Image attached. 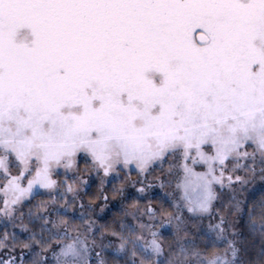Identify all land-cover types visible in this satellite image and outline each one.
I'll return each mask as SVG.
<instances>
[{"label":"snow or ice","instance_id":"6c2138e0","mask_svg":"<svg viewBox=\"0 0 264 264\" xmlns=\"http://www.w3.org/2000/svg\"><path fill=\"white\" fill-rule=\"evenodd\" d=\"M168 161L171 192L158 198L174 212L121 224L118 247L92 204L77 215L95 180L124 212L145 192L127 185ZM257 164L264 180V0H0V264H109V253L113 264H243L228 216L252 230L259 217L264 233V195L240 199L251 181L226 172L255 179ZM226 181V215L205 230ZM43 195L63 207L21 212ZM17 212L39 232L9 233ZM251 264H264V245Z\"/></svg>","mask_w":264,"mask_h":264},{"label":"rangeland","instance_id":"374dc122","mask_svg":"<svg viewBox=\"0 0 264 264\" xmlns=\"http://www.w3.org/2000/svg\"><path fill=\"white\" fill-rule=\"evenodd\" d=\"M170 164H171V161H168V162L163 163L162 166H158L155 169H153L151 174L148 175L147 180H144V175L141 174L140 179L144 181L143 184H136L135 186H133L131 183H129L127 185L128 191H131L132 193H136L137 189H139L140 187H145V192L140 193L138 195V198L135 199V200H139L141 203L129 204L130 201H132V199H129L128 201H126L123 204V209H124L123 217H122L123 224L130 223L133 225H138L139 221L137 220V217H141L143 220L148 221V219H149L148 214H147L148 211L149 210H156L157 215H159L160 209L162 206L166 210L167 214H171L174 212V208L168 207L167 204H163V201L158 198V197L164 196L165 193L171 192V189H169L167 187L161 188V186H160L161 180L163 179L164 176L167 175ZM79 167L82 170L86 168V165L83 162V160H81L79 162ZM259 170H260V165L257 164L256 165L255 179H253L252 178L253 174L251 172L246 173L244 171H239V172L233 173L231 171V166H229V171L226 172V176L229 174H232L234 176L235 175L247 176L249 178V180L251 181L250 184L247 186V188L244 190H240V186L237 185L238 195H239L240 199H242V200L247 199V197L251 196L257 189H259V187L262 184H264V180H261V178L259 176ZM133 174L134 175L130 174L128 176L129 180H135L137 178L136 173L133 172ZM90 175L94 177V173L84 172L81 179L82 180H88ZM61 178H63V177H61ZM93 183H96L99 187L98 192H97L99 197L97 198V200L90 201L86 198V196H84L83 201H81L80 199L76 200L74 208L77 210V215H79L80 211H82V209H80L81 203L92 204L95 207V213L90 214L91 219L95 220L97 223V226H99L100 221L103 220V218L110 212V210L114 209L113 203L116 202L117 200H119V197H117L114 193H111V191H108L107 187L109 186V184L101 185L99 180H95ZM116 183L119 184L120 182L117 181ZM90 187H91V185H90ZM90 187H88V189ZM216 187L218 190V195L221 197V199L224 202L223 203V209H221V206L217 201L213 202L215 207H213L211 209L212 215L209 216V215L205 214L204 219L202 220V222H200V223H202V226L205 230H207L209 228L210 224H216L222 216L226 215L227 207H228V198L230 197V195L232 193V189L227 187V181H226L225 188H224L223 192L219 191V186H216ZM80 190H81V192L84 191L83 185H81ZM42 191H44V190H42ZM69 195H71V194H69ZM44 196L46 197L45 202H47L48 205L54 204L55 207H63V204H60L58 202V200L53 201V199L50 196H48V195H44ZM104 197H107V200H105ZM140 197H142V198H140ZM168 199L169 200L172 199L171 195L168 196ZM17 207H20V206L17 205ZM101 208H103V210H101ZM72 210L73 209H69V212H71ZM21 212L23 213V208L21 209ZM21 212L16 213L18 218L15 222V226H12V225H9V226L12 228V230L14 232L24 233L25 229L23 227H21V222H22L20 219ZM101 217H102V219H101ZM86 219H88V217H86ZM3 220H4L3 214H2V212H0V230L3 228ZM228 220L236 225L235 231L239 232L240 231L239 216L236 214H233L231 216H228ZM78 223H79L78 221L75 222V224H78ZM75 224H74V227H75ZM74 227H73V234L75 235ZM233 231H234V229L232 227L228 228L230 238H232L231 233ZM166 234H168V233H165V235ZM107 236L109 237V240L112 241V244L114 247L119 246V241L117 239L113 238L111 235H107ZM236 239H237V243L239 246L240 237H237ZM163 246H164L165 252H167L168 248L164 244V238H163ZM96 251H100V249L97 248ZM222 252H223V248L220 247L214 253H208L207 255H208V257H211L212 255H214L216 253H222ZM47 255H48V258H51L50 252ZM41 258H44L43 253H41Z\"/></svg>","mask_w":264,"mask_h":264},{"label":"trees","instance_id":"16d2710c","mask_svg":"<svg viewBox=\"0 0 264 264\" xmlns=\"http://www.w3.org/2000/svg\"><path fill=\"white\" fill-rule=\"evenodd\" d=\"M131 175H134V174L131 173ZM98 189H99L98 185L96 183H92L91 187L87 190L89 195H87L86 198L90 201L97 200V198L99 197L97 193ZM107 189L108 191H111L110 184L107 187ZM61 192L62 193L64 192L63 188L61 189ZM111 193L113 192L111 191ZM261 195H264V184H262L259 187V189H257L251 196L247 197V199H249V202L251 203L252 199L259 200ZM45 200H46V197L43 195V196H39L36 199L32 200L31 204H25L23 206V214H27L29 210L31 209L32 213L35 215L37 213V208L35 207V205L39 204L41 201L45 202ZM58 202L60 204L64 203L63 200H58ZM131 203H141V202L139 200H132L130 201L129 204ZM40 210L43 211L44 209L42 208ZM122 217H123V212H119L118 208H114L110 210V212L103 218V220L100 221V224H99V226L107 225V230L105 232V235L112 236L113 231L119 230L121 224H123ZM255 222L257 225L256 230H252L247 226L248 225L247 216H245V220L243 223H241L240 218H239V227H240L239 232L242 233V236H240L239 247L241 248L240 258L243 264H251L252 261H255V259L258 257V254L261 250V246L264 245V233H261V231L259 230V224H260L259 217L256 218ZM22 223L27 226V229H31L36 232H39L38 225L39 223H41L40 221H37L36 224L33 225L29 223L27 219H24ZM7 231L9 233L14 232L10 226L7 228ZM4 232H5V228L3 226V228L0 230V239L3 238ZM15 233H17V235L21 236L22 238L26 237L28 234L26 230L24 233H21V232H15ZM172 242H173L172 236L169 234H166L164 237L165 246L168 248L169 244H171ZM4 243L6 244L11 243V240L9 239L8 241H4ZM197 246L200 248H203L205 246V241L203 239L199 240L197 243ZM217 249L218 248L210 247L208 250V253H214ZM19 251H21V249L19 246H17L16 253L19 254ZM108 259H109V264H113V259L110 253L108 254ZM116 264H123V262L117 261Z\"/></svg>","mask_w":264,"mask_h":264}]
</instances>
